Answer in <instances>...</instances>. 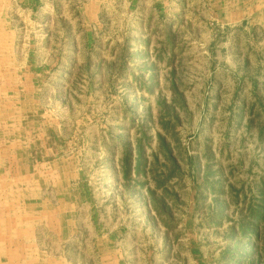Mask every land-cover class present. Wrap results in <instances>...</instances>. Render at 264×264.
<instances>
[{"label":"rangeland","instance_id":"374dc122","mask_svg":"<svg viewBox=\"0 0 264 264\" xmlns=\"http://www.w3.org/2000/svg\"><path fill=\"white\" fill-rule=\"evenodd\" d=\"M97 1L0 0L4 87L58 156L44 210L83 235L69 257L264 264V0Z\"/></svg>","mask_w":264,"mask_h":264},{"label":"crops","instance_id":"0c3cea01","mask_svg":"<svg viewBox=\"0 0 264 264\" xmlns=\"http://www.w3.org/2000/svg\"><path fill=\"white\" fill-rule=\"evenodd\" d=\"M173 1L161 0L163 10H167L166 14L171 11ZM200 1L181 0V7H184V2L187 3L185 7L199 11ZM202 1L203 7L211 13L216 12L219 5L225 13L243 11L241 7L239 8L240 0ZM97 2L102 3V0ZM140 4L141 2L134 9L132 8L129 14L137 15L142 12ZM152 4L158 3L153 1ZM249 6L250 0H245L246 12L250 11ZM152 8L146 9L143 23L148 22V14L154 13L151 11ZM2 10L0 16H2ZM3 41L0 39V43ZM6 46L8 47V43ZM3 54L4 57L0 55V264H82L69 257V253L85 254L86 252L81 243L83 235L73 225L74 215H70L67 211V206L70 204L64 203L65 212L63 209L57 212L55 208L53 211L51 208L47 212L44 210L47 206H52L51 202L43 196L46 194L45 189L49 186L48 181L54 177L55 170L52 166L57 167L55 164L58 156L53 154L54 150L51 147L47 149L42 147V140L49 143L51 141L48 137L44 139L40 137L41 127L37 128L38 134L33 128L32 136L27 131V126H36L38 122L27 121V117L23 114L25 107L19 102V96L22 98L20 89L15 91L11 87L12 83H8V89H6L4 87L6 82L2 77L3 69L8 67L6 65L10 64L11 59L13 61L19 59L13 54L12 57L9 53ZM13 72L18 71L15 69ZM16 81L17 79L13 80V86ZM40 125H42L41 122ZM52 189L55 191L57 186ZM58 205L59 203L55 206ZM99 243L91 247V253L96 255L97 262L91 263L87 260L90 259L88 257L83 258L84 264H122L118 260L111 261L110 254L113 248L108 249V252L105 242ZM87 252L89 253L88 249ZM106 253L110 256L107 257Z\"/></svg>","mask_w":264,"mask_h":264},{"label":"bare ground","instance_id":"6f19581e","mask_svg":"<svg viewBox=\"0 0 264 264\" xmlns=\"http://www.w3.org/2000/svg\"><path fill=\"white\" fill-rule=\"evenodd\" d=\"M2 233H3V232H2ZM2 233H1V234H2ZM3 234H4V233H3Z\"/></svg>","mask_w":264,"mask_h":264}]
</instances>
